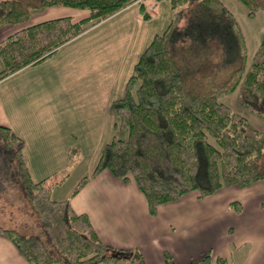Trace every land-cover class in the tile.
<instances>
[{
    "label": "trees",
    "instance_id": "trees-1",
    "mask_svg": "<svg viewBox=\"0 0 264 264\" xmlns=\"http://www.w3.org/2000/svg\"><path fill=\"white\" fill-rule=\"evenodd\" d=\"M135 1H139L144 19L152 17L148 9L151 0H0V26L22 23L50 5L89 10L83 20L52 18L24 26L0 40V79L41 61ZM168 1L169 24L140 54L123 95L110 104L120 126L127 129V137L114 136L103 146L91 174L108 169L124 181L134 180L146 197L150 214H155L160 204L190 191L202 198L224 186L245 187L264 178V130L253 127L221 100L236 90L239 102L264 119V34L246 64L245 35L224 0ZM240 1L248 15L264 12V0ZM23 144L10 126L0 124V153L9 158L8 169L0 171L2 184L11 180L24 190L44 236L2 226L0 233L16 245L29 264L131 262L132 251L104 243L88 215L72 208L69 197L52 199L51 183L46 178L32 179ZM75 163L76 159L70 158L64 175ZM86 181L87 177H82L70 195ZM232 205L241 208L239 201ZM164 258L168 264H211L212 256L209 250L181 262L164 251ZM215 264H227V260L217 256Z\"/></svg>",
    "mask_w": 264,
    "mask_h": 264
},
{
    "label": "crops",
    "instance_id": "crops-1",
    "mask_svg": "<svg viewBox=\"0 0 264 264\" xmlns=\"http://www.w3.org/2000/svg\"><path fill=\"white\" fill-rule=\"evenodd\" d=\"M148 9L152 17L144 19L139 1L132 2L41 61L0 79V124L22 138L32 179L46 178L52 199L69 197L72 208L88 215L104 243L139 247L146 264H168L164 251L185 262L209 250L211 264L217 256L225 257L227 264H264V178L245 187L224 186L202 198L190 191L150 214L134 180L124 181L108 169L91 176L103 146L121 137V130L126 132L122 139L128 134L111 111V102L123 95L140 54L170 22L168 0H151ZM88 15L85 8L50 5L32 13L26 25H2L0 40L44 20L70 16L75 22ZM70 158L76 163L64 175ZM82 177L87 181L70 195ZM230 190L243 191L246 198L221 200ZM233 201L240 202L239 210ZM0 264H29L2 233ZM115 264L131 262L119 259Z\"/></svg>",
    "mask_w": 264,
    "mask_h": 264
},
{
    "label": "rangeland",
    "instance_id": "rangeland-1",
    "mask_svg": "<svg viewBox=\"0 0 264 264\" xmlns=\"http://www.w3.org/2000/svg\"><path fill=\"white\" fill-rule=\"evenodd\" d=\"M224 1L236 16L245 35L246 42L248 44V58L246 64H249L252 58V54L256 50L259 41L264 34V12H257L256 14L251 16L248 15L246 6L240 0ZM20 23L16 24H19V26L26 25L28 24V19L23 21L21 24ZM237 92L238 91L236 90L232 91L222 96L221 100L230 105L233 111L244 115L253 127L264 130V119L258 116L255 112L251 111L250 108L242 105L237 98ZM120 132L121 137L119 138H122V136L126 135V132L124 133L122 130ZM1 148L4 150L5 147L2 145ZM3 155L5 154L1 152L0 165L3 167L2 168L0 166V168H2L0 170L1 172L8 169L9 161L8 155L6 157ZM1 172L0 187L2 186V189L0 190V226L15 228L25 234H37L40 236H44L41 222L37 218L31 204L28 202V198L24 190L21 189L16 182H12L11 180L2 184L3 177L1 175ZM253 186L260 187V184ZM231 198L232 200L235 198H237L236 200H240L242 198H246V195L245 192L240 190H230L229 192H224V197H221V200H229ZM130 251H132L131 264H146L139 247L136 248L132 246L130 248ZM173 259H175L174 256ZM115 263H117V261L113 262L112 264Z\"/></svg>",
    "mask_w": 264,
    "mask_h": 264
},
{
    "label": "built area",
    "instance_id": "built-area-1",
    "mask_svg": "<svg viewBox=\"0 0 264 264\" xmlns=\"http://www.w3.org/2000/svg\"><path fill=\"white\" fill-rule=\"evenodd\" d=\"M151 6V8H152V5H150Z\"/></svg>",
    "mask_w": 264,
    "mask_h": 264
}]
</instances>
